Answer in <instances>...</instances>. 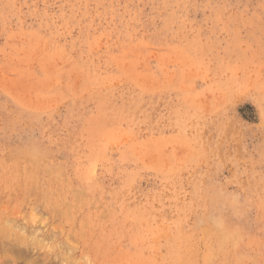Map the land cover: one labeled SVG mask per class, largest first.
<instances>
[{"label":"rangeland","instance_id":"rangeland-1","mask_svg":"<svg viewBox=\"0 0 264 264\" xmlns=\"http://www.w3.org/2000/svg\"><path fill=\"white\" fill-rule=\"evenodd\" d=\"M0 264H264V0H0Z\"/></svg>","mask_w":264,"mask_h":264},{"label":"bare ground","instance_id":"bare-ground-1","mask_svg":"<svg viewBox=\"0 0 264 264\" xmlns=\"http://www.w3.org/2000/svg\"><path fill=\"white\" fill-rule=\"evenodd\" d=\"M13 220V219H12ZM5 222V221H4ZM10 226V225H9ZM15 231V230H14ZM23 235V234H22ZM19 236V235H18ZM9 247V246H8ZM24 248V247H23ZM12 249V248H11ZM9 250H10V248H9ZM11 252V251H10ZM12 254V253H11Z\"/></svg>","mask_w":264,"mask_h":264}]
</instances>
